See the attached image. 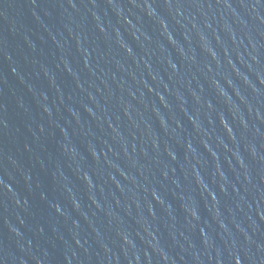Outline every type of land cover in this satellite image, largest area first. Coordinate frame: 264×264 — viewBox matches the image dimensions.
<instances>
[{"label": "water", "instance_id": "1", "mask_svg": "<svg viewBox=\"0 0 264 264\" xmlns=\"http://www.w3.org/2000/svg\"><path fill=\"white\" fill-rule=\"evenodd\" d=\"M0 264H264V0H40Z\"/></svg>", "mask_w": 264, "mask_h": 264}]
</instances>
